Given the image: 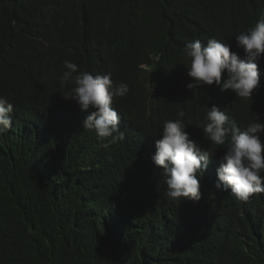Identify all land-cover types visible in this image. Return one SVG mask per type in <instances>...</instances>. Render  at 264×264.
I'll return each instance as SVG.
<instances>
[{
	"label": "trees",
	"instance_id": "16d2710c",
	"mask_svg": "<svg viewBox=\"0 0 264 264\" xmlns=\"http://www.w3.org/2000/svg\"><path fill=\"white\" fill-rule=\"evenodd\" d=\"M261 14L264 0H0V95L14 105L0 136V264H264V193L242 202L216 182L172 200L152 159L179 110L213 151L201 129L212 105L264 123V58L241 98L188 90L182 54L216 37L243 57L235 36ZM65 60L129 86L113 103L124 141L105 148L82 128L91 113L63 98Z\"/></svg>",
	"mask_w": 264,
	"mask_h": 264
},
{
	"label": "clouds",
	"instance_id": "9594fccd",
	"mask_svg": "<svg viewBox=\"0 0 264 264\" xmlns=\"http://www.w3.org/2000/svg\"><path fill=\"white\" fill-rule=\"evenodd\" d=\"M235 40L236 46L243 50V57L231 51L229 43L216 37L209 38L206 46L199 39L186 44L182 54L190 59L187 76L192 82L186 85L188 90L215 84L221 91L231 90L238 97H252L260 85L258 64L264 58V14L254 26L239 32ZM78 67L69 60L63 62L59 80L61 87L68 88L63 98L74 100L82 111H90L82 121V128L106 140L103 147L124 141L125 132L119 127L121 115L113 103L115 98L128 94L129 86L113 81L111 72L93 75L78 71ZM13 107L10 97L0 95V136L12 127ZM177 116L163 123L152 157L154 164L164 170L167 198L199 201L201 185L216 182L218 190H230L242 202L264 193V142L261 140L264 123L258 114L243 125L230 118L226 110L212 105L206 112L207 123L201 129L205 138L217 146L214 151L190 138L191 131L185 130L183 110Z\"/></svg>",
	"mask_w": 264,
	"mask_h": 264
},
{
	"label": "bare ground",
	"instance_id": "6f19581e",
	"mask_svg": "<svg viewBox=\"0 0 264 264\" xmlns=\"http://www.w3.org/2000/svg\"><path fill=\"white\" fill-rule=\"evenodd\" d=\"M213 165H214L215 167H217V163H214ZM216 169H217V168H216Z\"/></svg>",
	"mask_w": 264,
	"mask_h": 264
}]
</instances>
